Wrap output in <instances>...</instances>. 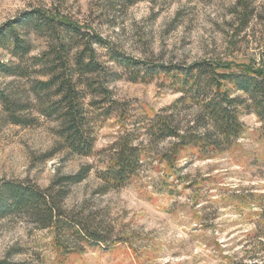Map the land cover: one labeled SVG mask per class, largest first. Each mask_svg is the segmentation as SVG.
<instances>
[{"label": "rangeland", "instance_id": "obj_1", "mask_svg": "<svg viewBox=\"0 0 264 264\" xmlns=\"http://www.w3.org/2000/svg\"><path fill=\"white\" fill-rule=\"evenodd\" d=\"M0 0V26L41 10L78 22L82 31L97 32L109 45H96L100 58L119 74H102L112 95L148 114L171 105L179 96L169 81H131L110 59L114 48L149 64L191 62L208 57L264 62V0ZM22 36L33 43V54L46 37L22 25ZM48 36V35H45ZM0 60L14 61L0 48ZM18 79L0 72V86ZM18 85V84H17ZM242 137L227 151L198 158L192 149L172 164V139L152 147L141 170L120 189L101 192L97 171L108 148L122 130L114 115L97 123L95 153L80 156L59 146L56 123L39 117L30 126L9 123L0 106V180L30 179L41 187L73 174L83 165L89 176L67 185L64 204L83 210L108 233L110 246L95 245L69 254L62 264H231L244 246L253 243L258 223L264 227V129L258 116L240 109ZM170 160V161H168ZM55 264L58 254L51 229H41L24 217L0 218V258Z\"/></svg>", "mask_w": 264, "mask_h": 264}, {"label": "trees", "instance_id": "obj_2", "mask_svg": "<svg viewBox=\"0 0 264 264\" xmlns=\"http://www.w3.org/2000/svg\"><path fill=\"white\" fill-rule=\"evenodd\" d=\"M133 4L141 0H123ZM249 0L238 5L249 9ZM252 10H247V21ZM31 26L46 37L45 47L33 54V43L19 33ZM76 21L41 10L26 11L0 26V48L14 61L0 60V72L17 78L0 86V106L9 123L30 126L39 117L56 123L59 146L80 156L95 153L97 123L116 116L122 130L106 149V163L97 171L101 192L124 187L142 168L156 144L172 139V164L186 149L198 158H211L229 150L244 134L240 109L254 112L264 129V62L200 58L191 62L149 64L110 48V59L128 73L131 81H150L163 76L180 96L169 106L153 113L131 108L112 95L106 71L113 79L119 74L100 58L96 45L109 41L93 31H82ZM48 35V36H45ZM168 160V161H170ZM91 165L41 187L30 179L0 180V218L17 215L41 229H51L62 264L71 253L95 245L117 242L90 220L83 210L68 209L64 200L67 185L85 180ZM264 222V221H263ZM253 243L244 246L231 264H264V227L259 222L252 232ZM0 264H44L29 260L0 258Z\"/></svg>", "mask_w": 264, "mask_h": 264}]
</instances>
